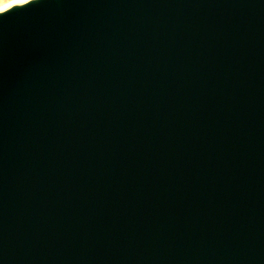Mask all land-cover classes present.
Masks as SVG:
<instances>
[{
  "label": "water",
  "instance_id": "1",
  "mask_svg": "<svg viewBox=\"0 0 264 264\" xmlns=\"http://www.w3.org/2000/svg\"><path fill=\"white\" fill-rule=\"evenodd\" d=\"M0 264H264V0L1 16Z\"/></svg>",
  "mask_w": 264,
  "mask_h": 264
},
{
  "label": "bare ground",
  "instance_id": "2",
  "mask_svg": "<svg viewBox=\"0 0 264 264\" xmlns=\"http://www.w3.org/2000/svg\"><path fill=\"white\" fill-rule=\"evenodd\" d=\"M42 0H27L26 3H15L14 0H0V8H3V11H0V17L15 12L21 8H26L37 4ZM58 6L61 5L62 0H54ZM7 5V7H5Z\"/></svg>",
  "mask_w": 264,
  "mask_h": 264
},
{
  "label": "snow or ice",
  "instance_id": "3",
  "mask_svg": "<svg viewBox=\"0 0 264 264\" xmlns=\"http://www.w3.org/2000/svg\"><path fill=\"white\" fill-rule=\"evenodd\" d=\"M15 3H26L27 0H14ZM7 7V5L5 6ZM4 9L3 8H0V11H3Z\"/></svg>",
  "mask_w": 264,
  "mask_h": 264
}]
</instances>
